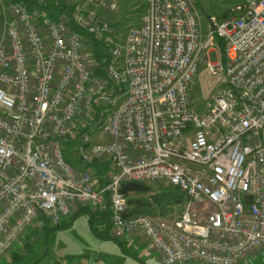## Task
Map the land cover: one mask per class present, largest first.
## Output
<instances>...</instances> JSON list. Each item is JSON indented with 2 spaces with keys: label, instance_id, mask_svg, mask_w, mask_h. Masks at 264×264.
I'll list each match as a JSON object with an SVG mask.
<instances>
[{
  "label": "built area",
  "instance_id": "1",
  "mask_svg": "<svg viewBox=\"0 0 264 264\" xmlns=\"http://www.w3.org/2000/svg\"><path fill=\"white\" fill-rule=\"evenodd\" d=\"M92 1L50 18L66 4L0 0V259L86 208L162 264L249 262L264 248V0H237L206 34L195 0H145L124 35L99 14L118 0ZM201 65L218 85L204 113L191 95ZM77 136L78 169L63 155ZM123 183L176 192L180 213L124 218Z\"/></svg>",
  "mask_w": 264,
  "mask_h": 264
},
{
  "label": "rangeland",
  "instance_id": "2",
  "mask_svg": "<svg viewBox=\"0 0 264 264\" xmlns=\"http://www.w3.org/2000/svg\"><path fill=\"white\" fill-rule=\"evenodd\" d=\"M135 1L137 3H117L115 11L105 14L106 21L115 26L122 35L129 27L137 26L141 22L145 3H142V0ZM194 4L203 34H206L210 27L204 15L220 21L228 17L235 6L232 2L222 0H195ZM198 71L192 84L191 95L194 108L204 113L218 85L216 77L210 75L204 65H201ZM92 139L97 140V134H93ZM150 188L152 193L160 190L156 185ZM138 196L139 194L129 193L127 199L135 200ZM153 208L155 209L154 206ZM173 210L175 214H179L181 209L177 205ZM61 222L63 228L40 236L33 247V254H24V243L21 240L13 251L23 257L15 260L6 253L0 259V264H162L159 254L150 250L141 237L129 238L120 246L115 240L97 236H102L104 228L98 226L99 228L92 229L85 212H80L73 218H64ZM256 253L251 261H264V248Z\"/></svg>",
  "mask_w": 264,
  "mask_h": 264
},
{
  "label": "trees",
  "instance_id": "3",
  "mask_svg": "<svg viewBox=\"0 0 264 264\" xmlns=\"http://www.w3.org/2000/svg\"><path fill=\"white\" fill-rule=\"evenodd\" d=\"M12 2H24L28 5H32V3L29 2V0H11ZM226 2H232L233 5L237 3V0H233V1H226ZM71 9V7L69 6H63L61 9L58 10H51L49 11V16L50 18H56V16H58V14L60 13H66ZM215 42L217 44V46L219 47V50L222 54V41L219 38L215 39ZM92 56L95 59V61L98 63V68H97V73L101 74V67L104 63V52L102 47L95 43L92 42ZM221 60L222 62H224V58L223 55L221 56ZM102 64V65H101ZM78 139V136L75 139L69 140L67 142L64 143V151H63V155H64V159L67 163L71 164L74 168H79L81 166V161L80 159L75 155V153L72 151L74 145L76 144V141ZM91 171L94 173V175L96 176L97 179V186L101 187L102 185L106 184V176H105V167L102 164H98V163H93L92 165H90ZM164 191V190H163ZM80 212H85L87 213L88 216V222L90 224V226L92 227V229H96V228H104V231L102 236L98 235L102 237L103 239H112L115 240L116 242H118L120 244V246H122L123 244H125L126 240L128 238H134L132 236H126L123 239H118L115 238L114 236L111 235L110 231H111V222H110V214L109 212H104V213H100V214H95V213H91L88 209L86 208H80L78 211H76L75 213H73L72 215H70V218H73L75 215H77ZM62 221V220H61ZM59 222L56 225H52L50 224L48 221H44L43 226L40 230H33L30 229L27 231V233L25 235L22 236V238L20 239V241L22 240V243H24V254H33V247L34 245H36V242L39 241L40 236H45L48 235L51 231L56 230V229H61L63 228V224L62 222ZM99 226V227H98ZM98 233V232H97ZM35 239H34V238ZM19 241V242H20ZM24 241V242H23ZM18 242V243H19ZM17 243V244H18ZM26 252V253H25ZM13 258L16 259H21L23 257L19 256L18 254H16L13 249L11 251L8 252ZM245 264H264V261H260V260H256V261H249Z\"/></svg>",
  "mask_w": 264,
  "mask_h": 264
},
{
  "label": "water",
  "instance_id": "4",
  "mask_svg": "<svg viewBox=\"0 0 264 264\" xmlns=\"http://www.w3.org/2000/svg\"><path fill=\"white\" fill-rule=\"evenodd\" d=\"M208 20L212 30L215 29L211 22V17L204 15ZM121 193L127 198L129 193L141 195L140 198L130 200L131 209L124 214V218H128L135 214L147 215L150 217L168 216L173 212L174 206L180 205L183 201L182 196L174 191H162L151 193V189L147 186L137 183H123L121 185ZM155 207V209L153 208Z\"/></svg>",
  "mask_w": 264,
  "mask_h": 264
},
{
  "label": "crops",
  "instance_id": "5",
  "mask_svg": "<svg viewBox=\"0 0 264 264\" xmlns=\"http://www.w3.org/2000/svg\"><path fill=\"white\" fill-rule=\"evenodd\" d=\"M61 1L63 3H65L67 6L71 7L72 5L77 4V3H85V2L88 3L89 0H61ZM219 1H221V0H219ZM92 3H94V0L92 1ZM118 3H137V2L135 0H118ZM142 3H145V0H142ZM106 13H108V11L99 10L100 16L102 18H104L105 20H106V18H105ZM1 33H2V28H1V24H0V37H1ZM162 191L163 190H157V192H162ZM154 193H156V192H154ZM179 207L181 209V206H179ZM130 209H131V207H130ZM128 239L126 240V242L128 241Z\"/></svg>",
  "mask_w": 264,
  "mask_h": 264
},
{
  "label": "flooded vegetation",
  "instance_id": "6",
  "mask_svg": "<svg viewBox=\"0 0 264 264\" xmlns=\"http://www.w3.org/2000/svg\"><path fill=\"white\" fill-rule=\"evenodd\" d=\"M140 197H141V195H139L137 198H140ZM137 198H136V199H137Z\"/></svg>",
  "mask_w": 264,
  "mask_h": 264
}]
</instances>
